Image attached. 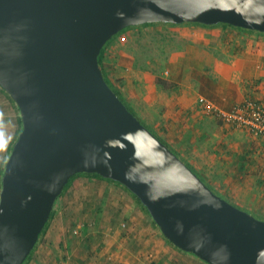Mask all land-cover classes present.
<instances>
[{"label": "water", "instance_id": "95a60500", "mask_svg": "<svg viewBox=\"0 0 264 264\" xmlns=\"http://www.w3.org/2000/svg\"><path fill=\"white\" fill-rule=\"evenodd\" d=\"M158 23L264 33V0H0V87L23 125L2 177L0 264L26 262L78 174L126 187L207 264H264V221L215 194L105 80L104 46Z\"/></svg>", "mask_w": 264, "mask_h": 264}, {"label": "crops", "instance_id": "0c3cea01", "mask_svg": "<svg viewBox=\"0 0 264 264\" xmlns=\"http://www.w3.org/2000/svg\"><path fill=\"white\" fill-rule=\"evenodd\" d=\"M170 29L173 42L170 53L167 50L155 58L147 56L146 62L143 57L141 64L138 56L131 52L121 54L120 58H115L114 70L108 69L110 83L140 122L153 131L186 165L197 174L200 172L201 176L226 178L223 182L206 179L216 194L230 200L231 204L248 207L255 212L256 209L252 208L253 204L246 196L248 191H258V194L253 195L254 200L257 197L259 201L264 200V193L259 194L264 190V139L248 129L223 123L206 107L229 113L247 100L256 101L264 107V33L225 24H182L176 29ZM108 63L110 61L106 62V66ZM76 179L81 186L85 182L99 181V178L84 175ZM226 184L237 190L235 199L230 198L232 191H216ZM76 228L83 230L81 226ZM104 228L108 227H98V235L102 234L100 231ZM151 228L149 236L152 241L163 245L164 250H170L175 259L167 262L159 251L156 255L151 253L155 246L149 239L146 246L145 243H138V247H133L134 240H141L142 237H139L135 225L123 223L118 226L117 232L128 231L125 233L132 235L127 244L132 245V249L127 251L130 253L128 263L123 260L119 262L117 256L109 255L101 260L97 254L90 256L87 263L180 262L178 260L183 257L182 254L174 252L177 249L159 230H155V226ZM85 230L81 234L89 235ZM92 232L96 234L95 230ZM76 235L72 237L79 238L80 235ZM124 237L129 235L124 234ZM88 238H85L86 241ZM90 241L89 238L88 244L84 242L85 250L91 248ZM60 246L62 250V244ZM78 249L83 250L81 247L65 246L67 255L60 260L50 254H37L30 264H82V260L77 257ZM189 256L187 260L204 264L194 255L190 256L192 258Z\"/></svg>", "mask_w": 264, "mask_h": 264}, {"label": "rangeland", "instance_id": "374dc122", "mask_svg": "<svg viewBox=\"0 0 264 264\" xmlns=\"http://www.w3.org/2000/svg\"><path fill=\"white\" fill-rule=\"evenodd\" d=\"M170 28L176 29L178 28V25L158 23L129 27L114 36L103 48L102 65L100 66L109 82L110 79L108 77V69L114 70L115 64L113 63L116 61L115 58H120L121 54L124 55L127 52H131L133 55L138 56L140 59L139 63L141 64L143 63L141 60L143 57L145 61L147 56L155 58L167 50L170 53L173 48L171 36L172 29ZM169 36H171V38ZM109 61L110 64L108 63L109 65L106 66V62ZM20 118L21 115L18 106L0 87V193L2 190V177L4 175L6 162L11 155L16 141L18 140L20 132L22 131L23 126L19 121ZM141 123L143 124V122ZM198 174L200 175V172ZM201 177L205 180L213 178L215 181L221 182L226 179L218 178L216 176ZM75 179L72 181L71 186L57 200L51 214L52 218L50 217L47 223V229L35 247V256L37 254H42L43 256L50 254V256L58 258L59 260L64 259L65 255H67L65 252V246H70L74 248L81 247L83 249L82 251L78 249L79 252H77V257L82 260V264H90L87 263L90 261L89 257L96 254V256L101 260H103L105 256L109 255L117 256L119 258V262L123 260L124 263H128L130 260V253H127V251L128 249H132V245L128 246V243L132 239L130 237L132 235L126 234L128 231H124L123 233L121 231L117 232L118 226H122L123 223L135 225V228L139 230V237H142L141 240H139V238L134 240L135 245H133V247H138V243H145L146 246V244H149L146 243L148 239L149 242H153L152 238L149 236L152 233L151 226H155L153 219L146 213L131 192L121 185L106 180L102 181L97 179L99 181L95 180L85 182L82 184L83 186H81L79 185L80 181ZM204 183L207 184L209 182L207 181V183ZM217 189V192L222 190H227L229 192L232 191L233 195H231L230 198L235 199L234 195L237 190L234 189L232 185L228 186L226 184L222 188ZM256 192L257 193L254 191H248V196H246V199L253 204L252 208L256 209L255 212L249 210L248 207H241L237 204L233 205L242 211L251 214L256 219L264 221V215L261 214L264 213V200L259 201L258 197L254 200V193L255 195L258 194V191ZM263 193L264 190L259 194L263 195ZM223 199L227 200L226 198ZM227 201L230 202V200ZM93 221L96 222L95 225L93 224ZM78 226H81L83 230L86 229L84 232H89L90 234H81L83 230L80 231L79 229L78 234L80 236L78 235L79 238H75L77 235H72V231L73 228ZM99 226H106L108 228L102 229L100 231L102 234L98 235ZM110 228L114 229L111 230ZM93 230L96 231V234H93V232L91 233ZM155 230H157V232L158 230L160 231V229L156 226ZM124 234L126 236L129 235V237L125 238ZM86 237H89L92 240L90 241L91 248L89 250H85L84 248V242L87 240L85 239ZM60 244L63 246L62 250ZM153 244L155 248H153L151 253H155L156 255L157 251H159L160 254L165 256L167 262L176 258L174 254L171 255L170 250L165 247L164 250L163 245L160 246L156 242H153ZM177 250L174 252H179L183 256L180 260H178L180 262L177 264L194 263L193 261L186 259L189 255H186L185 252L182 253V251ZM31 261L32 259L24 264H30ZM204 264L207 263L204 262Z\"/></svg>", "mask_w": 264, "mask_h": 264}, {"label": "built area", "instance_id": "2783aa9c", "mask_svg": "<svg viewBox=\"0 0 264 264\" xmlns=\"http://www.w3.org/2000/svg\"><path fill=\"white\" fill-rule=\"evenodd\" d=\"M206 108L223 123L235 128L248 129L264 139V107L258 102L247 100L229 113L219 112L208 106ZM73 234H78V228L73 230Z\"/></svg>", "mask_w": 264, "mask_h": 264}, {"label": "trees", "instance_id": "16d2710c", "mask_svg": "<svg viewBox=\"0 0 264 264\" xmlns=\"http://www.w3.org/2000/svg\"><path fill=\"white\" fill-rule=\"evenodd\" d=\"M146 25H150V24H146ZM170 25H172V24H170ZM103 51H104V49L102 50V52H101V55H100V57H99V63H100V66L102 65V54H103ZM104 73V72H103ZM104 77H105V80H106V82L108 83V85L112 88V90L120 97V99L122 100V102L125 104V102H124V99H123V97H121V94L115 89V87L114 86H112V84L109 82V80L107 79V77L105 76V73H104ZM126 105V104H125ZM126 107L128 108V110L130 111V112H132L135 116H136V114L134 113V111L132 110V109H130L127 105H126ZM137 117V116H136ZM20 123L22 124V119L20 118ZM23 126V125H22ZM147 127V126H146ZM152 133L158 138V139H160L153 131H152ZM189 168H191L189 165H187ZM191 170L195 173V174H197L192 168H191ZM81 175H84V176H93V177H96V178H99V179H102V180H106V181H109V182H112V183H116V184H118V185H121V184H119V183H117V182H114V181H112V180H109V179H104V178H102V177H100L99 175H96V174H81ZM198 175V177L199 178H201L202 179V181L203 182H206L207 183V181L205 180V179H203L201 176H199V174H197ZM78 177V175H76V176H74L71 180H70V182L68 183V185L65 187V189H64V192L63 193H65V191L71 186V184H72V181L75 179V178H77ZM208 184V183H207ZM206 184V185H207ZM122 187H124L123 185H121ZM211 190H213L210 186H209V184L207 185ZM125 189H127L126 187H124ZM128 190V189H127ZM129 191V190H128ZM130 192V191H129ZM214 192V191H213ZM215 193V192H214ZM216 194V193H215ZM218 195V194H217ZM133 196L135 197V199L141 204V206L143 207V209L146 211V213L148 214V215H150L149 214V212L147 211V209L142 205V203L140 202V200L133 194ZM220 196V195H219ZM223 198V197H222ZM52 218V217H51ZM153 223H154V225L158 228V226L155 224V222L153 221ZM47 226H48V224L46 225V227H45V229L43 230V232H42V234L40 235V238L39 239H41V237L43 236V234L45 233V231H46V229H47ZM76 228V227H75ZM75 228H73V230L75 229ZM72 233H73V231H72ZM89 241V240H88ZM88 241H85V244H88ZM168 241V240H167ZM169 242V241H168ZM170 243V242H169ZM171 244V243H170ZM173 245V244H172ZM174 246V245H173ZM175 247V246H174ZM176 248V247H175ZM176 249H178V248H176ZM179 250V249H178ZM181 251V250H180ZM34 252H35V249L32 251V253H31V255L28 257V259L26 260V262L27 261H29L30 259H32L33 260V258H34ZM183 252V251H182ZM193 255V254H192Z\"/></svg>", "mask_w": 264, "mask_h": 264}]
</instances>
